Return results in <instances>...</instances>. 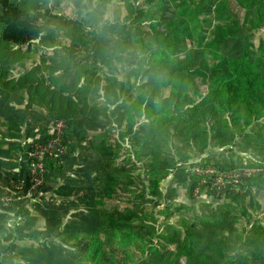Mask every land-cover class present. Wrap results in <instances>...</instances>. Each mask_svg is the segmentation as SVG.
<instances>
[{"label": "rangeland", "instance_id": "rangeland-1", "mask_svg": "<svg viewBox=\"0 0 264 264\" xmlns=\"http://www.w3.org/2000/svg\"><path fill=\"white\" fill-rule=\"evenodd\" d=\"M13 1L24 7L35 9L36 6L32 5L34 0L27 4ZM145 1L41 0L37 7L47 18L46 24L52 23L49 17L58 14L61 18L57 26L65 16L70 20L71 15L82 13L92 2L100 15L87 18L86 24L97 27L113 18H134L138 14L137 7L146 5ZM165 1L151 0V3L159 7L168 5L171 13L162 17L181 19L192 34L191 40L180 43L176 50L180 60L171 65H148V55L142 52L136 58V49L125 48L127 39L109 32L108 23L103 25L104 33L98 31L99 26L96 33L91 30L53 34L50 39L43 36L53 44H45L38 38L30 44L12 46L0 39V89L6 91L10 86L5 82L35 66L38 69L50 63L54 57L58 59L53 66L58 68L56 72L71 60L96 69L95 73L89 72L88 81L82 77L83 80L77 82L78 86L84 83V93L68 92L78 103L77 115L72 119L74 134L70 142L65 141L75 148L72 155L48 161L42 171L44 180L36 187L28 181L23 163L19 169L6 162L0 163V195L9 197L7 201H0V264H73L78 250L81 253L75 261L79 264H166L170 260L186 264L184 255L175 254L173 243L188 235L194 244L193 252L199 255L206 248L201 235L206 239L209 233L204 224L226 212L232 216L237 213L232 220L238 229L228 236L227 252L222 253L217 264H240L246 259L244 252L248 254L251 233L264 224V191L252 182L255 175L240 176L235 182L233 176H221L229 169L203 161L208 155L224 154L237 162V167L231 169H264V165H257L262 154L256 151L245 154L249 147L264 148V143L259 145L260 139L255 136L262 134V119L252 122L243 135L239 134V125L232 128L227 134L231 142L226 152L207 146L210 142L203 130V121L193 123L192 146L173 126L192 115L189 108L182 106L185 85L190 89L187 98L199 97L180 77L185 73L195 75L193 87L197 91L202 89L212 72L214 56L219 53L240 59L247 70L258 72L264 93V0H252L248 5L245 0H193V4L189 0ZM232 18L253 28L252 32L227 39L217 52H213L207 47L209 31L216 21ZM146 25L151 30L164 31L160 21L146 22ZM132 31L133 46L137 47V33L133 28ZM89 33L92 37L87 40L82 34ZM95 36L98 37L96 44ZM107 47L110 53H106ZM103 50L106 54L102 59ZM62 60L64 63L58 66ZM73 75L74 71L56 73L53 89L61 86L65 91L70 86L72 90ZM45 84H48L47 78L42 83ZM11 94L18 100L24 94V102L22 99L17 102L15 98L1 102L0 150L12 139L21 137L16 141L17 159L25 158L28 147L25 137L34 135L36 127L51 132L47 124L52 119L29 89L19 88ZM32 100L37 103L35 107ZM26 108L28 111L34 108L36 116H33L34 121L30 120V126L22 129L21 122L28 119ZM218 110L221 115H228L223 106H218ZM84 118L90 121V127L83 123ZM61 119L65 124L71 120ZM166 127L167 132H164ZM251 132L249 140H245V135ZM188 153L193 156L183 163L182 158ZM196 158L199 161L193 163ZM208 168L214 169L213 175L207 172ZM186 174L199 176L191 195ZM66 177L70 179L68 183L64 182ZM261 177L264 183V174ZM74 178L80 180L76 185L71 182ZM55 179L69 188L56 186L50 190L51 194L43 195L49 181L55 183ZM203 185L212 192L209 198L196 196ZM50 203L58 207L57 211L53 209L52 215L44 211ZM47 216L49 222H46ZM3 226L8 227L4 229ZM238 237L242 241L238 242ZM102 241L115 243L117 250ZM30 248L36 256H28ZM234 257L239 260L233 261ZM251 263L264 264V261Z\"/></svg>", "mask_w": 264, "mask_h": 264}, {"label": "trees", "instance_id": "trees-1", "mask_svg": "<svg viewBox=\"0 0 264 264\" xmlns=\"http://www.w3.org/2000/svg\"><path fill=\"white\" fill-rule=\"evenodd\" d=\"M30 1L31 0H21V3L27 4ZM147 1L148 3L145 1L146 5H140L137 7L138 14H136L134 18H129L127 20H124L123 18H113L109 19V21L106 20L101 23L99 25L100 27H95L86 24L87 18H96L100 15V11L93 7L94 5L92 2L86 6V9L82 13H76V16L71 15L72 18H69L70 20H68L67 16H65L64 19L56 26L57 20L61 17H59L58 14H54L49 17L52 23L46 24L47 18L44 17L40 9L38 10L39 7H37L39 6L41 0L33 1L32 5H36L35 9L32 7H24L22 4H16L13 0H0V39L12 46L30 44L33 40L38 38L45 42V44H49L52 41L47 42L43 36H48L47 39H50L54 36L53 34L65 35L72 32L82 33L91 30V32L96 33L98 27V31L101 32L100 30L103 31V25L108 23V27L110 29L109 32L113 31L117 35L127 39V42L124 43L125 48L129 49V51L136 49V54L134 55L136 58L139 56L140 52H142L143 55H148V65H171L176 63L180 60L179 55L176 52V50L181 46L180 43L184 40L188 41L192 39L190 28L181 19L176 21L173 17L168 19L162 17L163 14L171 13V9L168 5L163 4L159 7L154 6L153 2L151 3V0ZM189 1L193 4V0ZM163 2L165 3L166 1L163 0ZM250 2H252V0H245L246 5L250 4ZM93 9L96 13H94ZM57 10H54V12H57ZM88 10L90 11L88 12ZM105 19L107 18H104L103 20ZM152 21H160V25L163 26L164 31H157L155 29L151 30L146 25V22L152 23ZM88 27H90V30ZM132 28L137 33V47L133 46L134 40ZM252 29L253 28H247L244 26L239 20H237V18L225 21H216L213 24L212 29L209 31L207 47L211 48L213 52H217L219 47L223 45L227 39L238 38L245 32H252ZM82 35L87 40L92 37V33ZM129 39H132L130 43ZM96 41H98L97 36L94 37L95 44ZM166 41L167 43H165ZM94 49H96V46ZM105 51L106 53H110L108 47ZM105 51L103 50L101 56L102 59L105 57ZM75 52L76 51H74V53ZM50 57L53 58L52 55ZM214 57L216 60L212 62V72L207 78L202 89L200 88L197 91L193 87L192 82L196 81L197 78L195 75L185 73V75L180 77L182 81L189 83V86L192 88L196 96L199 97L197 99H192L191 97L187 98L190 89L185 85V104L181 105L184 106V109L189 108L192 115L177 121V124L173 126V129L179 134H182V136H184V140L188 142L189 146H192V132L195 129V124L193 123L195 120L198 122L203 121L205 125L203 130L206 133V136H208L207 140L210 142L207 146L212 148L219 147L224 149L226 152L225 148L229 146L231 142L230 137L227 134L232 131V128L239 125L237 129L239 134L243 135L252 122L262 119V134L255 135L260 139H258L260 142L259 145H262L264 143V93L259 83V73L247 70L240 59L229 58L221 55L220 53ZM56 60L58 59L54 57L50 63L42 64L38 66V69L35 66L30 71L23 72L16 78H9L10 80L5 82V85H9L11 90L27 88L31 93L35 94L38 102L49 112V119H52L47 124L49 128L56 118L71 119L69 122H66L64 129V137L65 141H67L74 134L75 124L72 119H74L77 115L78 106V103H75L74 99L69 96L68 92L73 91L75 93H84V83H82V86H78L77 82L83 80L82 77L88 81L89 72L95 73L96 69H90L71 60L66 61L64 69H60L56 72L58 68L53 67ZM63 63V60L59 61L58 66H61ZM65 71H74L72 78L73 81L71 83L72 90H69L70 86L67 87L65 91L61 86V89L60 87L53 89L55 87L53 77L56 73L60 72L61 74ZM45 78H47L48 84L43 86L42 83H44ZM97 79L98 78H96V81ZM176 91L179 92L180 90L176 89ZM181 105L179 108H182ZM218 106H223V111L228 115H221L218 110ZM173 122L174 121L171 123ZM83 123L89 127L91 126L90 121L85 118ZM196 127H198V125ZM167 129L168 128L166 127L163 131L167 132ZM50 134V131L48 133L46 132V128L45 131L42 128H38L34 135L25 139L26 145L28 146L32 141H42ZM250 134L253 133L251 132L245 135V140H249ZM262 148L260 150H256L253 147H249L247 151H245V154H252L254 151L262 154L263 157L257 164L260 166L264 165V148ZM25 149L26 147H24V150ZM72 152H75V148L69 144L67 154L72 155ZM188 155L186 158H182L183 163L188 162V159L193 156L189 153ZM198 161L199 158H196L195 160L193 159V163ZM203 162L204 164H211L220 169H231L237 167V162L227 159L224 154H222V156L208 155ZM51 164L54 165V163ZM185 176L189 180L187 189L188 194L191 195L193 188H196L194 186L197 184L196 181L199 179V176L191 174H186ZM253 177L254 178L251 180L254 185L260 187L261 191H264V183L262 181L261 174H257ZM207 188L208 187L206 185L199 187L198 190L200 191V194L196 196L209 198V196H211L210 193L212 192ZM236 214L237 213L234 212L232 216L230 212H228V214L226 212L215 221L208 220V223L204 224V226L209 229V233L206 239H203V235H201V233H197V236L201 235V240H205L206 242V248H203L204 250L199 255L193 252L194 244L191 242L188 235H185L183 240L177 243L175 241L173 243V250L175 254H180L179 257L184 255L187 262L186 264H217L218 258L223 256L222 253L227 252L225 246L229 243L228 236H231L238 229L235 226L236 222L232 220ZM225 233L228 234L225 235ZM106 240L108 241V239ZM240 241L242 240L238 237V242ZM102 243L106 242L102 241ZM106 244L117 250L115 243ZM248 246V254L244 252L246 259L244 262L240 261V264H252L251 262L264 261V224L257 227L256 230L251 233ZM227 248L229 247L227 246ZM32 251L33 249L30 248L31 255L28 256H36V252L35 254H32ZM80 253V250L76 251L73 257V264H79L75 261V258L79 256ZM238 260L239 259L235 257L233 259V261ZM233 261H231V263H233ZM166 264H178V260H170Z\"/></svg>", "mask_w": 264, "mask_h": 264}, {"label": "built area", "instance_id": "built-area-1", "mask_svg": "<svg viewBox=\"0 0 264 264\" xmlns=\"http://www.w3.org/2000/svg\"><path fill=\"white\" fill-rule=\"evenodd\" d=\"M50 128L52 130L51 134L42 141H32L25 153L27 179L32 182V187H36L44 180L42 171H45L48 161L62 160L68 155V145L65 143L64 137V120L61 118L55 119ZM207 172L213 175L214 169L208 168ZM257 174H264V169L260 167H246L238 170L229 169L223 171L221 176H233L236 182L240 176L248 177ZM31 185H29V188ZM8 199V196L0 195V201H7Z\"/></svg>", "mask_w": 264, "mask_h": 264}, {"label": "crops", "instance_id": "crops-1", "mask_svg": "<svg viewBox=\"0 0 264 264\" xmlns=\"http://www.w3.org/2000/svg\"><path fill=\"white\" fill-rule=\"evenodd\" d=\"M11 89H9L8 91H6L5 89L3 90L2 88L0 89V105H1V102H5V101H10V100H14L13 98H15V97H13L12 96V94H11ZM18 93V92H17ZM19 94V93H18ZM4 97V98H3ZM23 97H24V94H23V96L20 98V97H18L20 100L22 99L23 100ZM15 100L18 102V101H20V100H18V99H16L15 98ZM23 102H24V100H23ZM31 104H32V106H36V104L37 103H35V101H31ZM0 111H1V107H0ZM26 114H27V117H28V119L27 120H25L24 122H21V128L23 129H26L27 128V126H30V120L31 121H34L33 120V116H36V114L34 113V108H30L29 109V111L27 110V108H26ZM0 127H1V121H0ZM36 130H38V127H36L35 129H34V131H36ZM27 137H25V139H26ZM22 138L20 137V139H12L11 140V142L5 147V148H3V149H1L0 150V163H2V162H6V164H8V165H11L12 167H15L14 169H19L20 167H21V165L20 164H22L23 163V166L25 167V165H26V161H25V158H23V156H22V158L20 157L19 159H17V151H16V149H17V145H18V142H19V140H21ZM16 141H18L17 143H16ZM18 164V165H17ZM69 180L70 179H67V177L65 178V180H64V182H66V183H68L69 182ZM77 179H73V180H71V182H73V185H76V184H78V182H80V180H78V181H76ZM53 181H55V183L54 182H52L51 180L49 181V186H47V188L46 189H44L43 191V195L45 194H51L50 193V190L52 189V188H54V187H56V186H59L60 188H62V187H65V188H69V187H67L66 185H63L64 183H60L59 182V179H55V180H53ZM63 185V186H62ZM54 194V193H53ZM57 206H55L54 204H52V203H50V205H47L45 208H44V211L45 212H47L48 213V215H52L53 213H54V210L55 211H57ZM54 209V210H53ZM55 214H56V212H55ZM48 217V216H47ZM49 218V220H47L46 222H49L50 221V217H48ZM6 227H8V226H3V228L5 229ZM43 258H45L44 256H43Z\"/></svg>", "mask_w": 264, "mask_h": 264}]
</instances>
